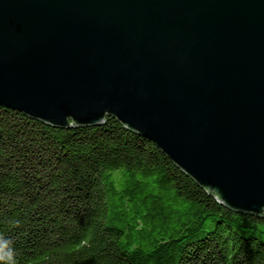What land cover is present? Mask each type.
<instances>
[{"label":"water","instance_id":"water-1","mask_svg":"<svg viewBox=\"0 0 264 264\" xmlns=\"http://www.w3.org/2000/svg\"><path fill=\"white\" fill-rule=\"evenodd\" d=\"M0 105L58 128L112 116L264 214V0H0Z\"/></svg>","mask_w":264,"mask_h":264},{"label":"trees","instance_id":"trees-1","mask_svg":"<svg viewBox=\"0 0 264 264\" xmlns=\"http://www.w3.org/2000/svg\"><path fill=\"white\" fill-rule=\"evenodd\" d=\"M9 249L15 264H264V214L221 205L112 116L58 128L0 105Z\"/></svg>","mask_w":264,"mask_h":264},{"label":"clouds","instance_id":"clouds-1","mask_svg":"<svg viewBox=\"0 0 264 264\" xmlns=\"http://www.w3.org/2000/svg\"><path fill=\"white\" fill-rule=\"evenodd\" d=\"M7 260L8 264H15L14 261V251L9 249L6 256H0V260Z\"/></svg>","mask_w":264,"mask_h":264}]
</instances>
